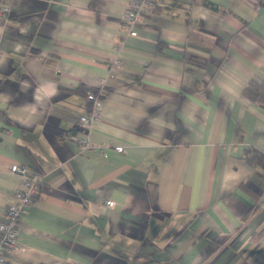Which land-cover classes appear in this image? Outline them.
<instances>
[{
    "label": "crops",
    "instance_id": "1",
    "mask_svg": "<svg viewBox=\"0 0 264 264\" xmlns=\"http://www.w3.org/2000/svg\"><path fill=\"white\" fill-rule=\"evenodd\" d=\"M127 4L0 0V223L11 165L40 176L1 264H264V0H160L135 35Z\"/></svg>",
    "mask_w": 264,
    "mask_h": 264
},
{
    "label": "built area",
    "instance_id": "2",
    "mask_svg": "<svg viewBox=\"0 0 264 264\" xmlns=\"http://www.w3.org/2000/svg\"><path fill=\"white\" fill-rule=\"evenodd\" d=\"M160 0H128L127 9L123 13V19L126 22L130 34L138 33V26L143 22L144 17L152 13ZM10 7L7 5L0 6V16L8 13ZM113 66L119 68L123 64L120 57L113 59ZM87 98L92 102V109L90 113L80 116V122L85 128H90L94 121L99 118L102 113L101 107L103 105L102 97L93 90L87 91ZM77 141L81 145L80 152L86 154L88 149H96L101 153H106L110 145H95L91 142L88 136L77 135ZM114 149L122 151V145H115ZM11 172L19 173L24 177V187L17 189L14 192V199L5 213L4 221L0 223V264L7 261L6 254L22 249L18 241V231L16 223L21 217L25 209L30 207L39 192L40 176L34 173L27 165L14 163L10 167ZM108 206H114L113 199H106Z\"/></svg>",
    "mask_w": 264,
    "mask_h": 264
},
{
    "label": "trees",
    "instance_id": "3",
    "mask_svg": "<svg viewBox=\"0 0 264 264\" xmlns=\"http://www.w3.org/2000/svg\"><path fill=\"white\" fill-rule=\"evenodd\" d=\"M244 94L251 100L264 105V78L261 80L255 78L250 80L244 88ZM244 158L248 163L256 164L264 159V153L255 148H249Z\"/></svg>",
    "mask_w": 264,
    "mask_h": 264
}]
</instances>
